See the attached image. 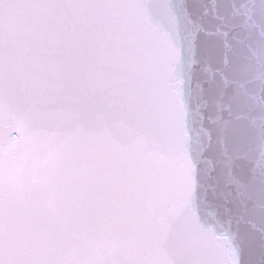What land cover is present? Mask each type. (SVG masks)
<instances>
[{"label":"snow or ice","instance_id":"6c2138e0","mask_svg":"<svg viewBox=\"0 0 264 264\" xmlns=\"http://www.w3.org/2000/svg\"><path fill=\"white\" fill-rule=\"evenodd\" d=\"M262 21L264 0H0L15 122L0 136V264H163L168 223L208 202L237 152L264 159V52L226 71ZM186 58L208 85L187 101L168 85ZM195 227L186 264H221L215 228Z\"/></svg>","mask_w":264,"mask_h":264},{"label":"clouds","instance_id":"9594fccd","mask_svg":"<svg viewBox=\"0 0 264 264\" xmlns=\"http://www.w3.org/2000/svg\"><path fill=\"white\" fill-rule=\"evenodd\" d=\"M7 8L8 0H2ZM140 23L136 15L130 21V27L135 30ZM165 18L160 14L152 16V24L163 27ZM236 61L233 67L226 71L234 73L240 66L251 63L249 53L264 52V21L255 30L246 31L236 38ZM183 77V68L178 62H173L168 68V85L175 91ZM15 128L13 117L7 107H0V136L7 140ZM252 134L251 129L237 133V141L243 145L246 135ZM157 155H162L157 151ZM253 152H237L233 163L239 168L244 160H251ZM260 181L264 185V169L260 171ZM258 201H260L258 203ZM166 209L175 207V201L168 199L164 203ZM209 205L191 204L179 216L173 218L162 235L156 238L154 249L156 258L163 264H186L194 258L200 249L193 248L192 241L199 239L200 234L195 227L198 215H205ZM160 214L157 213V219ZM219 233L216 235V257L221 264H264V191L257 194L246 193L237 200L236 211L226 220H217Z\"/></svg>","mask_w":264,"mask_h":264},{"label":"water","instance_id":"95a60500","mask_svg":"<svg viewBox=\"0 0 264 264\" xmlns=\"http://www.w3.org/2000/svg\"><path fill=\"white\" fill-rule=\"evenodd\" d=\"M206 79L205 65L186 58L182 80L174 93L187 101L195 97L201 88L208 87ZM221 79V74L217 71L216 81L219 82ZM189 118H191V112H189ZM241 165L238 168L235 163H232L230 175L228 171L221 174L215 192L210 193L206 203L209 205L208 213L197 217L204 227L215 228L216 235L219 233L217 217H222V220L228 219L236 211L239 198L246 193L257 194L259 189H264V185L260 181V171L264 169V159L254 153L251 160H244ZM201 203L205 202L201 200L197 205Z\"/></svg>","mask_w":264,"mask_h":264}]
</instances>
